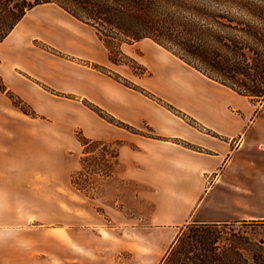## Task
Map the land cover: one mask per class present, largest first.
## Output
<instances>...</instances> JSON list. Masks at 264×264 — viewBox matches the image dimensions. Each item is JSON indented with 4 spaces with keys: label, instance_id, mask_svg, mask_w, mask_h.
<instances>
[{
    "label": "crops",
    "instance_id": "crops-1",
    "mask_svg": "<svg viewBox=\"0 0 264 264\" xmlns=\"http://www.w3.org/2000/svg\"><path fill=\"white\" fill-rule=\"evenodd\" d=\"M122 52L149 96L95 68L115 65L104 43L56 4L0 42V78L32 111L0 91V264H160L185 225L264 221V105L150 39ZM75 129L117 144L99 210L73 198ZM237 251L219 241L213 254L238 264Z\"/></svg>",
    "mask_w": 264,
    "mask_h": 264
},
{
    "label": "trees",
    "instance_id": "trees-1",
    "mask_svg": "<svg viewBox=\"0 0 264 264\" xmlns=\"http://www.w3.org/2000/svg\"><path fill=\"white\" fill-rule=\"evenodd\" d=\"M46 3L56 4L92 26L114 64L119 61L115 57L121 56L123 43L150 39L208 79L253 104L264 103V0H0V42L29 10ZM95 68L149 96L115 74ZM0 91L23 112H32L6 90L1 78ZM86 105L103 116L94 106ZM117 124L133 130L124 123ZM78 140L84 148L100 144L83 136ZM72 184L76 187L74 178ZM237 225L263 228L264 221L185 225L160 264H223L224 256L215 258L213 254L214 244L219 241H228L233 248L246 251L248 258L241 251L235 253L238 264H246L249 259L252 264H264L263 238L252 241ZM185 230L192 231L188 241Z\"/></svg>",
    "mask_w": 264,
    "mask_h": 264
},
{
    "label": "rangeland",
    "instance_id": "rangeland-1",
    "mask_svg": "<svg viewBox=\"0 0 264 264\" xmlns=\"http://www.w3.org/2000/svg\"><path fill=\"white\" fill-rule=\"evenodd\" d=\"M133 44V43H131ZM123 43L120 46L121 56L116 55V59L119 61L115 65H110L106 70L115 74L121 80L127 83L134 84L137 77H140L145 72V68L142 67L136 60L131 58L129 54L122 52L123 50L128 51L130 45ZM61 55H64L61 53ZM253 109L257 112L264 103H254ZM67 126L73 128V123H67ZM143 134H148L149 131L142 127L140 130ZM76 137L83 136L79 129L74 130ZM117 144L107 145H93L89 147L79 146L78 150L74 151L75 156L79 160L78 168L70 174V177L75 179V186L79 191L74 190L73 198L77 201L78 206L83 211H86L88 207H94L97 210L100 209L103 199L109 198V193H105L106 182L110 176L112 170V164L114 156L116 155ZM106 166H109L107 169ZM109 170V171H108ZM238 228H242L243 233H248V237L252 238V241L259 239L263 235V228L259 225L244 228L237 225ZM192 231L185 230L184 235L188 241ZM255 233V234H254ZM254 241V242H255ZM244 257L247 256L246 251H243ZM125 264H131L127 261ZM149 264V263H143ZM252 261L249 259V263Z\"/></svg>",
    "mask_w": 264,
    "mask_h": 264
}]
</instances>
